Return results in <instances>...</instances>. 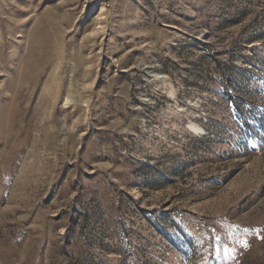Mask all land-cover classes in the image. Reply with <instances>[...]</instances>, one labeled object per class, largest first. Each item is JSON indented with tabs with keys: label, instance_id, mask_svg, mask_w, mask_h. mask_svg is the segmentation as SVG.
Returning <instances> with one entry per match:
<instances>
[{
	"label": "rangeland",
	"instance_id": "rangeland-1",
	"mask_svg": "<svg viewBox=\"0 0 264 264\" xmlns=\"http://www.w3.org/2000/svg\"><path fill=\"white\" fill-rule=\"evenodd\" d=\"M0 264H264V0H0Z\"/></svg>",
	"mask_w": 264,
	"mask_h": 264
}]
</instances>
